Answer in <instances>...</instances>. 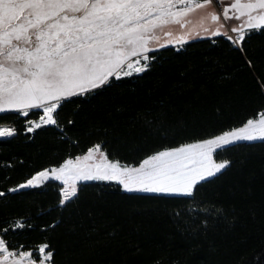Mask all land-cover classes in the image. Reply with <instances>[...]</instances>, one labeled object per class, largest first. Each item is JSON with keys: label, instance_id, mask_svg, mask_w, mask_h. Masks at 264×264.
<instances>
[{"label": "trees", "instance_id": "obj_1", "mask_svg": "<svg viewBox=\"0 0 264 264\" xmlns=\"http://www.w3.org/2000/svg\"><path fill=\"white\" fill-rule=\"evenodd\" d=\"M244 48L246 54L220 35L150 52L156 59L145 73L82 105L75 126H67L70 139L54 126L27 133L23 117L0 113V124L18 129L0 138V191L101 140L123 162L138 163L158 146L257 117L264 111V34L252 33ZM225 157L232 165L203 184L195 200L125 193L100 182L83 186L66 206L58 204V181L8 193L0 197V232L26 218L32 228L9 229L5 238L26 248L49 243L56 264H264V143L242 142L218 159ZM212 204L224 214L197 210ZM53 221L57 226L46 227Z\"/></svg>", "mask_w": 264, "mask_h": 264}, {"label": "snow or ice", "instance_id": "obj_2", "mask_svg": "<svg viewBox=\"0 0 264 264\" xmlns=\"http://www.w3.org/2000/svg\"><path fill=\"white\" fill-rule=\"evenodd\" d=\"M216 4L217 0H0V113L15 112L23 117L27 133L54 126L63 139H70L67 126H75L82 105L118 86L122 78L145 73L156 59L149 54L154 48L183 46L193 35L223 34L246 54V39L254 32L264 34V0H231L222 14ZM197 12L201 13L199 19L192 24L190 17ZM172 24L191 27L177 37L165 31ZM158 31L167 37L163 43ZM69 105L75 107L62 119ZM17 132L14 124H0V138L14 137ZM242 142L249 146L264 143V111L259 119L249 118L240 126L158 146L138 163L123 162L102 148L105 141L101 140L81 154L68 155L58 164L35 171L7 192L0 191V197L58 181L60 206L77 198L89 182L115 186L125 193L195 200L203 184L232 165L229 158L218 159L219 154ZM197 210L224 214L214 204ZM203 223L207 225L206 218ZM32 227L21 217L0 232V264H56L49 243L26 248L5 238L9 229Z\"/></svg>", "mask_w": 264, "mask_h": 264}, {"label": "rangeland", "instance_id": "obj_3", "mask_svg": "<svg viewBox=\"0 0 264 264\" xmlns=\"http://www.w3.org/2000/svg\"><path fill=\"white\" fill-rule=\"evenodd\" d=\"M217 2L219 3V0H217ZM230 2H231V0H224V4H220L219 3L221 5V10H220L221 14H222V11H223V7L224 6H227V4L230 3ZM232 13H233V10L232 9H229V14L231 15ZM200 14H201L200 12H197V13L193 14L190 17V19L192 21V24H195L198 21ZM222 19H223V17H222ZM233 23H236V22L233 21ZM190 27H191V25H186L185 28L182 29V28H180L179 25L172 24V25L166 26L165 31H170L173 34V36H177L178 37L179 35H181L184 32H186L188 30V28H190ZM228 27H231V25H228ZM224 31H225V29H220V32L221 33H223ZM228 34L229 35H234L231 32H229ZM157 35L160 36V38H161L160 39V43H163V41L165 39H167V37H164L163 36V33L160 32V31L157 32ZM221 35H223V34H221ZM217 36H220V35H217ZM223 36H225V35H223ZM205 37H209V36H206V35H203V34L201 36H195V35H193L192 38L191 39H187L185 41V43L188 42V41H190V40L199 39V38H205ZM212 37H214V36H212ZM166 46H180V45H166ZM166 46H164V47H166ZM156 49H159V48H154L153 51L156 50ZM254 119H259V115L257 117H255Z\"/></svg>", "mask_w": 264, "mask_h": 264}, {"label": "built area", "instance_id": "obj_4", "mask_svg": "<svg viewBox=\"0 0 264 264\" xmlns=\"http://www.w3.org/2000/svg\"><path fill=\"white\" fill-rule=\"evenodd\" d=\"M216 7H217L218 11L221 10V5H220L218 2H217V4H216Z\"/></svg>", "mask_w": 264, "mask_h": 264}]
</instances>
